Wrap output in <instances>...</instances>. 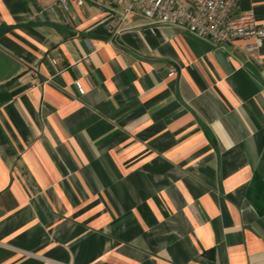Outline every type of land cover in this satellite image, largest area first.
I'll return each mask as SVG.
<instances>
[{
	"label": "crops",
	"instance_id": "1",
	"mask_svg": "<svg viewBox=\"0 0 264 264\" xmlns=\"http://www.w3.org/2000/svg\"><path fill=\"white\" fill-rule=\"evenodd\" d=\"M58 2L0 0V264H264L247 40Z\"/></svg>",
	"mask_w": 264,
	"mask_h": 264
},
{
	"label": "built area",
	"instance_id": "2",
	"mask_svg": "<svg viewBox=\"0 0 264 264\" xmlns=\"http://www.w3.org/2000/svg\"><path fill=\"white\" fill-rule=\"evenodd\" d=\"M88 1L109 11L112 18L107 25L114 30L113 38L120 34L122 24L130 14L139 13L150 19L152 24L177 25L201 37H208L220 49H225L228 44L236 45L238 40H247L243 48L245 53L264 66L261 54L264 22L258 21L253 10L235 15L239 0H59L58 5L69 12L73 4L82 7ZM76 84L80 93H84L81 84Z\"/></svg>",
	"mask_w": 264,
	"mask_h": 264
},
{
	"label": "water",
	"instance_id": "3",
	"mask_svg": "<svg viewBox=\"0 0 264 264\" xmlns=\"http://www.w3.org/2000/svg\"><path fill=\"white\" fill-rule=\"evenodd\" d=\"M220 57H221V59H222V60L225 62V59H224V57H223L222 55H221Z\"/></svg>",
	"mask_w": 264,
	"mask_h": 264
}]
</instances>
